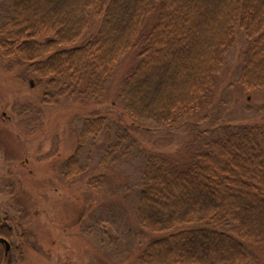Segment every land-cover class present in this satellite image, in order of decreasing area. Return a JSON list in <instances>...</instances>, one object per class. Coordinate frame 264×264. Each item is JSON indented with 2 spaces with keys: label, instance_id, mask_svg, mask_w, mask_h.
Returning a JSON list of instances; mask_svg holds the SVG:
<instances>
[{
  "label": "trees",
  "instance_id": "1",
  "mask_svg": "<svg viewBox=\"0 0 264 264\" xmlns=\"http://www.w3.org/2000/svg\"><path fill=\"white\" fill-rule=\"evenodd\" d=\"M237 25L248 39L241 82L264 89V0H13L0 40L42 78L77 84L89 71L102 80L139 49L126 109L164 124L210 98ZM138 210L159 234L140 264H255L247 246L264 250V129L243 127L190 161L150 163ZM195 222L211 226L187 227ZM10 228L0 222V236L9 240Z\"/></svg>",
  "mask_w": 264,
  "mask_h": 264
},
{
  "label": "rangeland",
  "instance_id": "2",
  "mask_svg": "<svg viewBox=\"0 0 264 264\" xmlns=\"http://www.w3.org/2000/svg\"><path fill=\"white\" fill-rule=\"evenodd\" d=\"M12 2L0 0V39ZM97 22L92 13L90 29ZM247 47L237 25L210 98L194 113L158 124L126 109L125 78L139 49L102 80L89 71L77 84L42 78L0 40V222L11 227L5 230L13 247L3 264H140L146 244L159 236L142 225L138 210L149 164L190 161L243 127L264 129V89L241 82ZM204 226L211 224L187 225ZM247 248L264 264L263 248ZM4 251L0 245V259Z\"/></svg>",
  "mask_w": 264,
  "mask_h": 264
},
{
  "label": "water",
  "instance_id": "3",
  "mask_svg": "<svg viewBox=\"0 0 264 264\" xmlns=\"http://www.w3.org/2000/svg\"><path fill=\"white\" fill-rule=\"evenodd\" d=\"M0 242L4 243L6 245V256H8V254L12 248L11 242L7 238L2 237V236H0Z\"/></svg>",
  "mask_w": 264,
  "mask_h": 264
},
{
  "label": "flooded vegetation",
  "instance_id": "4",
  "mask_svg": "<svg viewBox=\"0 0 264 264\" xmlns=\"http://www.w3.org/2000/svg\"><path fill=\"white\" fill-rule=\"evenodd\" d=\"M4 244V243H3ZM13 248V247H12ZM4 249H5V252H6V245L4 244ZM11 252V251H10ZM5 255H6V253H5Z\"/></svg>",
  "mask_w": 264,
  "mask_h": 264
}]
</instances>
